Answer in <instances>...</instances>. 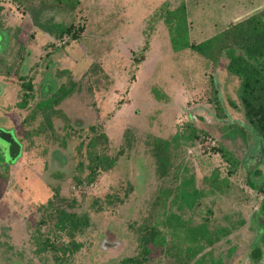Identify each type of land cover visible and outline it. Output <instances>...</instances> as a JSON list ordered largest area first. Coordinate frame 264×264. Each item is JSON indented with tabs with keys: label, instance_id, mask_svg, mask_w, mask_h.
Returning a JSON list of instances; mask_svg holds the SVG:
<instances>
[{
	"label": "rangeland",
	"instance_id": "374dc122",
	"mask_svg": "<svg viewBox=\"0 0 264 264\" xmlns=\"http://www.w3.org/2000/svg\"><path fill=\"white\" fill-rule=\"evenodd\" d=\"M43 2L0 0V126L12 128L23 145L14 160L16 146L0 141V264H131L126 260L139 252L134 228L150 219L160 190L187 177L207 194L181 216L194 225L206 220L211 230L230 229L227 236L217 231L219 240L204 250L207 258L224 259L234 247L227 264H264V250L258 260L252 257L262 250L257 232L264 225V140L244 120L239 78L227 72L225 54L213 65L189 48L176 49L160 16L164 2L169 9L183 4L187 24L177 40L198 43L263 7L264 0H80L66 13ZM35 15L82 31L55 38L33 24ZM211 82L226 114L221 120L209 102ZM69 86L72 93L53 104L50 123L34 113L37 103ZM190 122L197 134L191 140L184 136ZM100 131L108 153L121 154L93 183L78 184V143ZM148 136L170 142L163 178L145 144ZM220 148L240 163L228 177V192L213 195L212 175L217 172L218 182L228 175ZM55 208L86 214L89 225L70 238L55 226ZM46 239L80 247L62 257L50 247L42 250ZM173 259L156 251L143 264Z\"/></svg>",
	"mask_w": 264,
	"mask_h": 264
},
{
	"label": "trees",
	"instance_id": "16d2710c",
	"mask_svg": "<svg viewBox=\"0 0 264 264\" xmlns=\"http://www.w3.org/2000/svg\"><path fill=\"white\" fill-rule=\"evenodd\" d=\"M15 4H24L28 0H10ZM43 4L53 6L60 12H72L79 5L80 0H42ZM168 3L164 2L160 8V16L171 33V43L176 49L189 48L202 55L215 65L219 58L225 54L227 57L226 70L233 76L239 78L238 98L242 107V114L248 126L260 139L264 140V6L256 9L251 14L237 20L225 30L216 33L210 38L192 43L187 40L179 42L180 31L184 29L186 22L185 6L180 4L174 9L168 8ZM3 7L0 5V13ZM33 24L46 31L55 38L64 33L72 37L77 36L82 31V26H73L62 21H56L53 17L39 19L33 16ZM30 89L29 84H25ZM213 92L209 102L213 104L215 115L218 119H224L226 114L222 103L218 97V91L214 83L211 82ZM73 91V86L61 87L59 94L42 100L37 103L34 113L41 112L47 123H50L49 116L52 114V106L58 101L69 96ZM26 100H24L25 105ZM191 123V124H190ZM191 131L184 136L191 140L197 134L195 127L190 122ZM107 135L100 131L89 137L85 142L80 141L76 149L77 164L74 168L76 172L74 179L78 184L90 185L98 177L99 173L112 169L117 162L121 151L115 155H110L107 151ZM148 151L154 158L156 174L163 178L168 174L169 154L171 151L169 140L160 137L148 136L145 140ZM100 147V149H99ZM228 165V175L218 182V174L215 172L211 178V189L209 194H226L229 190L228 177L238 167L239 160L233 157L227 150L220 148ZM261 174L260 170L255 172V176ZM130 188V187H129ZM207 194L198 189L192 177L179 178V182L174 189L160 192L155 196L152 206L149 209V216L142 219V222L134 228L138 242V256L129 258L126 262L131 264H143L147 262L150 254L168 252L172 256L174 264H204L207 259L210 264H227L232 261L235 248L230 247L225 258L212 260L211 254L207 258L204 252L208 246H213L219 240V233L223 231L225 236L230 233V229L225 227L221 230H211L205 220L200 224H191L188 219H184L180 213L186 210L193 211L201 198ZM127 196V192L124 197ZM124 197L116 198L117 203H122ZM174 209L176 211H174ZM159 211V212H158ZM51 215V212L48 214ZM55 226L59 230L65 231L70 238L81 232L89 225V217L86 214H76L63 208H55ZM244 224L245 220H240ZM164 229V230H163ZM258 233V243L262 250L257 248L252 251V257L258 260L264 250V225H261ZM42 250L50 247L54 254L61 252L62 257L67 253H72L80 247L79 243L70 241L71 246L58 247L55 243H48L45 240ZM57 257V256H55ZM63 259V258H62ZM62 261V260H61Z\"/></svg>",
	"mask_w": 264,
	"mask_h": 264
},
{
	"label": "water",
	"instance_id": "95a60500",
	"mask_svg": "<svg viewBox=\"0 0 264 264\" xmlns=\"http://www.w3.org/2000/svg\"><path fill=\"white\" fill-rule=\"evenodd\" d=\"M0 41H1V35H0ZM0 141L6 144H14L16 146L15 150V159H18L21 156L22 153V145L19 143V141L16 139L12 131H3L0 129Z\"/></svg>",
	"mask_w": 264,
	"mask_h": 264
},
{
	"label": "flooded vegetation",
	"instance_id": "af4514ba",
	"mask_svg": "<svg viewBox=\"0 0 264 264\" xmlns=\"http://www.w3.org/2000/svg\"><path fill=\"white\" fill-rule=\"evenodd\" d=\"M2 40V39H1ZM1 51V50H0ZM0 129L3 130V131H12L14 132V136L16 137V139L21 143V141L18 139L17 135L15 134V131L12 129V128H4L2 126H0ZM22 145V143H21ZM22 148H23V145H22ZM23 150V149H22ZM23 152V151H22ZM22 154V153H21Z\"/></svg>",
	"mask_w": 264,
	"mask_h": 264
}]
</instances>
